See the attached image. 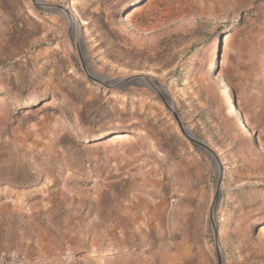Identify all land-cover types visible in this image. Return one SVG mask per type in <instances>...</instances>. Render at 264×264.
<instances>
[{"label": "rangeland", "instance_id": "1", "mask_svg": "<svg viewBox=\"0 0 264 264\" xmlns=\"http://www.w3.org/2000/svg\"><path fill=\"white\" fill-rule=\"evenodd\" d=\"M37 1L0 0V264H264V0Z\"/></svg>", "mask_w": 264, "mask_h": 264}, {"label": "water", "instance_id": "2", "mask_svg": "<svg viewBox=\"0 0 264 264\" xmlns=\"http://www.w3.org/2000/svg\"><path fill=\"white\" fill-rule=\"evenodd\" d=\"M36 4H40V5H45L46 3L43 1H37L34 0ZM65 11L67 12V14L73 19L75 20L72 12L64 7ZM76 42V46L78 48V41L77 39H75ZM142 85V84H147L149 86H151L152 88H154L156 91H158L160 93V89L161 86L160 84L155 81L150 75L148 74H133L130 76H124V77H119L117 79H110V81H108L107 85L109 86H123V85ZM166 104L168 106V108L171 110L173 116L175 117V119L177 120L180 129L182 131V133L194 144L198 145L199 147L202 148V150H204L215 162L216 166H217V185H216V193H215V197L217 196L219 189L221 188V177H222V166L220 164L219 158L215 152V150H213V148L211 146H209V144H207L203 139H201L200 137H198L196 134H194L187 126L186 124L183 122V120L181 119L179 113L177 112V110L171 105V103L169 101L166 100ZM215 242H216V247L218 250V256H219V261L220 264H223V258H222V254H221V249H220V245H219V240L217 235L215 234Z\"/></svg>", "mask_w": 264, "mask_h": 264}, {"label": "bare ground", "instance_id": "3", "mask_svg": "<svg viewBox=\"0 0 264 264\" xmlns=\"http://www.w3.org/2000/svg\"><path fill=\"white\" fill-rule=\"evenodd\" d=\"M231 111L234 112V113H236V110L234 108V105L231 107ZM241 124H243V123H241Z\"/></svg>", "mask_w": 264, "mask_h": 264}]
</instances>
